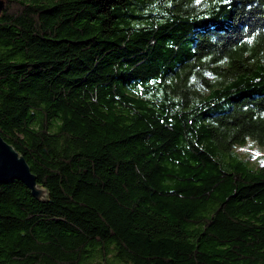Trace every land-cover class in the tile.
<instances>
[{"label": "trees", "instance_id": "16d2710c", "mask_svg": "<svg viewBox=\"0 0 264 264\" xmlns=\"http://www.w3.org/2000/svg\"><path fill=\"white\" fill-rule=\"evenodd\" d=\"M0 264H264V0H5Z\"/></svg>", "mask_w": 264, "mask_h": 264}, {"label": "water", "instance_id": "95a60500", "mask_svg": "<svg viewBox=\"0 0 264 264\" xmlns=\"http://www.w3.org/2000/svg\"><path fill=\"white\" fill-rule=\"evenodd\" d=\"M4 6L5 0H0V14ZM13 180L23 183L36 200L43 202L49 199L47 189L37 182L24 156L0 135V183Z\"/></svg>", "mask_w": 264, "mask_h": 264}, {"label": "rangeland", "instance_id": "374dc122", "mask_svg": "<svg viewBox=\"0 0 264 264\" xmlns=\"http://www.w3.org/2000/svg\"><path fill=\"white\" fill-rule=\"evenodd\" d=\"M264 155V145H261L252 139H246L241 144L233 148L232 156L234 161H241L242 166L248 169H256Z\"/></svg>", "mask_w": 264, "mask_h": 264}]
</instances>
